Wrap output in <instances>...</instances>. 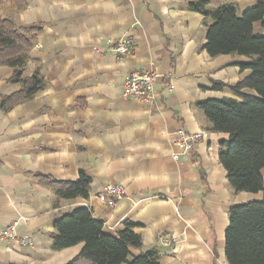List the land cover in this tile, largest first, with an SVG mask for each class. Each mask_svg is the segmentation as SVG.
<instances>
[{"label": "crops", "instance_id": "obj_1", "mask_svg": "<svg viewBox=\"0 0 264 264\" xmlns=\"http://www.w3.org/2000/svg\"><path fill=\"white\" fill-rule=\"evenodd\" d=\"M25 1L19 8L0 0V17L38 28L23 77L38 69L45 86L7 111L0 107V228L16 223L33 245L0 241V264L72 259L82 243L53 250L51 236L55 219L79 206L111 234L137 223L135 255L154 249L159 264H228V210L263 193L233 192L218 160L228 134L210 130L196 103L233 97L211 84L243 79L250 70L234 63L247 58L207 54L203 15L187 8L192 0ZM231 1L240 14L259 0H209L208 7ZM253 29L264 35L260 22ZM124 36L133 51L121 56L111 43ZM143 70L160 75L153 101L123 98L124 79ZM13 71L0 66V98L19 89L9 81ZM179 128L203 134L174 160ZM80 171L91 177L87 198L58 199L37 176L72 181ZM261 174L264 182V168ZM110 184L125 189L112 206L96 197Z\"/></svg>", "mask_w": 264, "mask_h": 264}, {"label": "trees", "instance_id": "obj_2", "mask_svg": "<svg viewBox=\"0 0 264 264\" xmlns=\"http://www.w3.org/2000/svg\"><path fill=\"white\" fill-rule=\"evenodd\" d=\"M14 1L19 8L25 0ZM209 0H192L191 11L203 15L206 42L203 49L210 57L238 55L246 61H235L242 71L250 72L234 84L213 81L212 90L227 89L233 97L207 98L196 103L210 123V130L227 133L220 141L219 163L226 170L233 192H262L263 197L234 204L228 210L224 234V251L228 264H264V35L254 32V24L264 26V0L238 13L235 2H224L215 8ZM36 26L19 27L0 17V66L14 68L9 81L19 89L0 98L3 111L9 110L45 86L37 69L23 77ZM247 90L254 91L248 93ZM40 183L49 187L58 199L87 198L91 177L80 171L76 180H55L37 174ZM138 224L125 221L115 234L104 230L103 223L93 218L90 210L79 206L55 219L51 248L61 250L82 243L77 255L64 264H159L154 249L133 254L140 248L141 235L134 231Z\"/></svg>", "mask_w": 264, "mask_h": 264}, {"label": "built area", "instance_id": "obj_3", "mask_svg": "<svg viewBox=\"0 0 264 264\" xmlns=\"http://www.w3.org/2000/svg\"><path fill=\"white\" fill-rule=\"evenodd\" d=\"M112 50L121 55L126 56L133 51V42L127 36L121 37L112 43ZM159 73L154 70H143L133 72L128 75L123 82L121 95L123 98L138 99L145 102H151L154 99V84L159 78ZM169 89L173 85H169ZM202 132H188L182 128L176 130L174 134L173 144L177 147V152L172 154L174 160L185 157L192 151L195 145L201 141ZM125 196V189L119 184L104 185L97 192L96 197L108 206H112L115 202ZM16 240L19 245L26 247L33 245V240L27 235H20L16 229V223L0 228V241ZM171 239H167L170 242Z\"/></svg>", "mask_w": 264, "mask_h": 264}, {"label": "rangeland", "instance_id": "obj_4", "mask_svg": "<svg viewBox=\"0 0 264 264\" xmlns=\"http://www.w3.org/2000/svg\"><path fill=\"white\" fill-rule=\"evenodd\" d=\"M258 195H259V196H258L257 198H262V197H261V193H259Z\"/></svg>", "mask_w": 264, "mask_h": 264}]
</instances>
